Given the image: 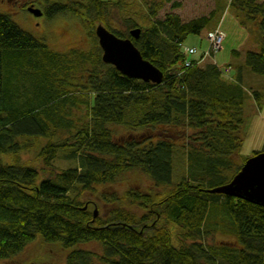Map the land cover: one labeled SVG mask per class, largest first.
<instances>
[{
  "label": "trees",
  "instance_id": "16d2710c",
  "mask_svg": "<svg viewBox=\"0 0 264 264\" xmlns=\"http://www.w3.org/2000/svg\"><path fill=\"white\" fill-rule=\"evenodd\" d=\"M128 3L56 0L44 6L49 17H80L95 42L91 49L67 52L50 49L0 12V259L40 236L71 248L63 264H264V208L207 192L264 150L263 143L250 155L240 153L248 94L241 64L231 78L214 62L193 59L184 65L181 44L199 34L220 6L182 21L176 12L155 18L165 3L179 7L176 0H140L142 11L123 15ZM228 7L259 19L261 49L246 51L242 63L264 75V0H229ZM118 18L122 28L113 24ZM99 23L130 38L163 72L162 81L129 78L104 63L94 32ZM136 27L140 33L134 38L129 32ZM251 94L260 106L264 93ZM72 106L83 115H58H71ZM111 124L141 132L119 141ZM173 131L181 132L179 139ZM59 132L70 136L58 142ZM39 135L46 142L33 158L22 159L20 153L35 147ZM177 153L184 154L185 165L173 183ZM57 157L71 164L60 168L53 164ZM41 160L44 177L37 181ZM135 169L156 190L130 189L120 197L97 190ZM86 191L101 192L108 205L102 213L96 201L80 199ZM169 223L181 228L178 245ZM215 230L233 239L207 242ZM86 242H98L101 252L75 247Z\"/></svg>",
  "mask_w": 264,
  "mask_h": 264
},
{
  "label": "rangeland",
  "instance_id": "374dc122",
  "mask_svg": "<svg viewBox=\"0 0 264 264\" xmlns=\"http://www.w3.org/2000/svg\"><path fill=\"white\" fill-rule=\"evenodd\" d=\"M56 0H0V12L10 15L13 21H15L22 29L29 32L34 37L43 41L50 49L59 52H67L70 49L88 50L95 46V42L88 35V29L83 25L80 17L66 13H59L52 17H49L44 12V6L50 2ZM109 1V0H106ZM114 1V0H110ZM140 0H127L129 2L125 5L122 11L127 15H133L134 11H142L144 9L138 4ZM180 3L179 7L172 8L170 3H165L155 18H163L167 12H176L179 14L182 21H187L194 17L209 14V12L215 8L219 9L216 12L210 23L201 30L199 34H189L184 40L182 48L195 47L196 53L193 55H187L190 59L199 58L202 53L208 48V40L206 39V33L208 30L219 26L224 32V39L221 44V48L215 53L205 55L203 60L199 64H205L206 62H215L222 70H225V66L230 64L232 69L227 71L225 75L227 77H235L237 75V66L241 64V85L248 92L245 99V123L243 127V142L240 148V153L243 155H250L254 149H261L264 143V97L260 106H257L255 100L251 94L253 90H257L264 93V75H259L250 71L248 67L243 65V56L246 51H259L261 49V33L258 27V18L252 19L245 15L243 11H239L235 8L228 7L229 0H176ZM33 3L34 7L39 8L42 11L40 15H34L29 9L28 5ZM117 16L116 12L113 15ZM117 24L113 21L114 25L118 28H122L121 19H117ZM238 50L239 55H234L232 50ZM71 106V105H70ZM71 115L65 114V112L58 111V115H62L64 118L72 119L76 116H82L83 110L72 106ZM67 115V116H66ZM48 124L52 126V122L48 121ZM113 129L115 139L119 141H125L129 136H133L141 132L140 130L133 132L129 131L125 126L121 125H109ZM64 131V130H63ZM181 133V132H180ZM178 131H173L172 136L175 139H179L180 134ZM62 133L59 132L54 138L59 137ZM70 134L64 133L61 135L62 139L68 138ZM47 140V137L39 135L38 143L30 150H25L20 153L22 159L33 158L39 147L43 145ZM180 141H178L179 143ZM176 143V142H175ZM177 152L178 147H175ZM179 151V150H178ZM175 174L173 172V183L179 180L180 175L184 172V154L177 153L175 155ZM53 164L62 168L71 164V160L57 157L54 159ZM43 161L36 163V168L39 171L37 181H40L44 176L42 172ZM47 171V170H46ZM153 182L149 176L141 172L140 170L126 171L117 177V180L111 184L97 185L98 191L105 190V193L109 196L120 197L125 195L127 190H139L148 191L156 190L153 186ZM101 187V188H100ZM101 192L86 191L81 194L80 199L82 201L94 200L99 204L101 213L106 206L102 202L103 198L99 197ZM109 200V199H107ZM107 203V202H105ZM172 234V240L175 245L179 244V231L181 228L173 223L168 224ZM233 237L230 234L222 233L219 230L212 232L207 238V242H221L224 240H230ZM75 247L86 248L100 253L102 246L98 242H86L77 244ZM71 248H64L58 242H45L40 236H36L18 253L13 254L7 258L0 259V264H63L66 260L67 254Z\"/></svg>",
  "mask_w": 264,
  "mask_h": 264
},
{
  "label": "water",
  "instance_id": "95a60500",
  "mask_svg": "<svg viewBox=\"0 0 264 264\" xmlns=\"http://www.w3.org/2000/svg\"><path fill=\"white\" fill-rule=\"evenodd\" d=\"M28 9L34 15L42 14L39 8L29 6ZM94 32L102 50L101 59L104 63L111 64L129 78L157 84L162 81L163 72L143 58L130 38L117 36L101 23L95 26ZM129 33L137 38L140 28H133ZM207 192L241 198L264 208V150L246 158L228 182L209 188ZM94 213L96 214V210Z\"/></svg>",
  "mask_w": 264,
  "mask_h": 264
},
{
  "label": "built area",
  "instance_id": "2783aa9c",
  "mask_svg": "<svg viewBox=\"0 0 264 264\" xmlns=\"http://www.w3.org/2000/svg\"><path fill=\"white\" fill-rule=\"evenodd\" d=\"M224 38V33L222 30L219 28H215L206 34V39L208 40V48L207 50L204 51V56L209 55L212 52H216L221 48V44ZM196 48L195 47H186L184 49V52L188 55H192L196 53ZM184 64L186 66H190L192 63L189 59H186ZM229 67L225 69V71H228Z\"/></svg>",
  "mask_w": 264,
  "mask_h": 264
},
{
  "label": "flooded vegetation",
  "instance_id": "af4514ba",
  "mask_svg": "<svg viewBox=\"0 0 264 264\" xmlns=\"http://www.w3.org/2000/svg\"><path fill=\"white\" fill-rule=\"evenodd\" d=\"M28 6H34V5H33V3H31V4H30V5H28Z\"/></svg>",
  "mask_w": 264,
  "mask_h": 264
},
{
  "label": "crops",
  "instance_id": "0c3cea01",
  "mask_svg": "<svg viewBox=\"0 0 264 264\" xmlns=\"http://www.w3.org/2000/svg\"><path fill=\"white\" fill-rule=\"evenodd\" d=\"M254 150H258V149H254Z\"/></svg>",
  "mask_w": 264,
  "mask_h": 264
}]
</instances>
